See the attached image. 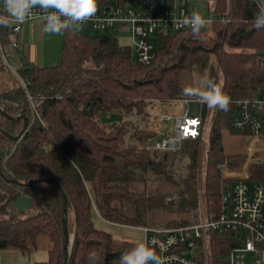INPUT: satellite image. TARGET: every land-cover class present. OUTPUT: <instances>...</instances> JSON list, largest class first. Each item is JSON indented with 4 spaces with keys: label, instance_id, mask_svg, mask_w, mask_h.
I'll return each mask as SVG.
<instances>
[{
    "label": "trees",
    "instance_id": "1",
    "mask_svg": "<svg viewBox=\"0 0 264 264\" xmlns=\"http://www.w3.org/2000/svg\"><path fill=\"white\" fill-rule=\"evenodd\" d=\"M118 4L144 3L145 0H98ZM129 1V2H128ZM165 7L187 5V0H164ZM216 18L206 40L200 30L191 28L157 33L156 57L140 62L132 43L122 44L115 33H91L71 27L62 33L59 64L39 66L23 59L12 69L0 54V104L9 114L28 119L26 131L16 140L0 133V169L8 178L40 179L33 185L9 183L0 175V249L30 252L47 249L48 259L28 264H64L62 209L67 196L69 251L67 264H90L95 251L98 264H119V257L142 241L116 240L98 228L97 212L106 220L134 226H173L197 222L199 174L203 136L185 140L178 149H149L162 136L148 124L129 127L128 118L106 123L103 115L132 113L147 119V106L153 100L197 98L186 96L193 71L210 69L213 80L231 98L227 111L197 104L205 119L211 114L207 175L204 196L210 210L218 208L222 177L220 165H239L246 154H229L223 143L224 127H230L233 100L256 96L264 89V28L256 29V0H217ZM224 17V20L222 19ZM3 45L12 47V33L4 27ZM211 52L217 58L220 78L210 64ZM16 72L26 81L20 83ZM188 82V83H187ZM34 101L32 106L28 94ZM38 112V113H37ZM23 117L9 119L0 112V127L18 135ZM236 132V131H233ZM188 156L185 175L176 178L174 170L180 156ZM169 183L151 188L148 180ZM59 182L60 186L56 183ZM174 187H173V186ZM22 194L33 199L25 212L11 204ZM9 202V204H8ZM164 209L175 217L158 215ZM169 217V218H168ZM212 264H229L227 256L234 242L229 234H216L211 241Z\"/></svg>",
    "mask_w": 264,
    "mask_h": 264
},
{
    "label": "built area",
    "instance_id": "2",
    "mask_svg": "<svg viewBox=\"0 0 264 264\" xmlns=\"http://www.w3.org/2000/svg\"><path fill=\"white\" fill-rule=\"evenodd\" d=\"M204 1L213 4L217 0ZM160 6V15L157 16L154 13ZM2 8L3 0H0V14L6 15ZM192 13L197 12L187 5L165 7L164 0H145L144 3L136 4L98 1L96 14L85 23L72 27L91 33H127L137 59L149 64L156 57V44L153 39L157 33L186 28L174 24L173 19L179 21L190 17ZM43 15V11L35 7L32 15L24 22L11 23L8 26L12 33V47L19 45L15 37L24 24L33 20L43 21ZM216 16L211 8L203 18L211 24ZM3 35L4 27L0 26V54L8 63ZM260 59L264 68V51ZM21 81L26 86V81ZM28 97L36 110L39 102H35L30 93ZM181 100L187 105L186 109L177 116L161 115L162 122L174 119V124L171 127L166 126L162 136L148 145L149 149H178L185 140L205 135L207 119L203 117L202 109L197 107L191 114V105L203 102L198 97ZM230 127L233 131L249 136L247 161L240 174L228 175L231 178L222 185L218 208L210 211L205 218L190 224L141 226L145 233L142 243L153 248L163 264H208L207 256L211 252V241L216 234H229L234 242L229 253V264H243L248 252L260 253L261 259L258 262L264 263V89L256 96L233 100Z\"/></svg>",
    "mask_w": 264,
    "mask_h": 264
},
{
    "label": "rangeland",
    "instance_id": "3",
    "mask_svg": "<svg viewBox=\"0 0 264 264\" xmlns=\"http://www.w3.org/2000/svg\"><path fill=\"white\" fill-rule=\"evenodd\" d=\"M136 2H138L139 0H135ZM129 2V1H128ZM209 5L211 6L212 3H209ZM188 6L191 9L196 10V12L198 14H200L202 17L205 16V14L207 13V7H208V3L207 1L204 0H189L188 1ZM160 11H161V6L159 7L158 11L155 12V15H160ZM201 31L203 32V37L206 40H209L211 38L215 37V34L213 33L212 35H210L208 32L210 31V24H206L203 28H201ZM63 33V32H62ZM62 33L60 34H52L51 36L53 37H57L59 38L60 41V54H61V39H62ZM110 32H108L109 34ZM116 36L118 37L119 41L122 44H129L131 42V38L127 33H121V32H115ZM52 37V38H53ZM155 42H157V37L155 36V38L153 39ZM46 52H50L51 51V47H45ZM11 53V49L9 51L8 49V54ZM9 58L12 62V66L15 69H19L22 64L21 61L19 59V55L18 52L15 50H13L12 54H9ZM61 60V56L59 61ZM210 64L212 67L215 68L216 73L218 74V77L220 78V84H221V70L219 68V65L217 63V58L214 55L213 52H211L210 54ZM209 68L203 70L202 72L199 71H193L192 74L190 75L191 77L189 79H187V81L189 82V85L191 87H195V80L198 77H208L209 74ZM17 75V79L20 80V83L22 84L21 79H23L20 74L18 72H16ZM187 82V83H188ZM219 87H221V85H219ZM36 102V101H35ZM187 105L185 104V102L183 100H181V98H173L171 100H153L152 102H150L147 106V109L149 111V115L147 116V119H143V117L138 114V113H132L131 115H129L128 117H123L122 115H117L116 113H109V114H105L103 115V120L106 123H112L115 121L122 119H126L128 118V124L129 127H133L136 125H144L145 123L148 124L150 127L154 128L156 131L158 132H165L166 131V126L171 127L174 124V119L171 121H165L162 122L161 121V115H172V116H177L183 113V111L186 109ZM192 108V112L191 114H193L194 110L197 108V105L195 103H193L191 105ZM20 114V113H19ZM213 122V116H211V114L208 116V119L206 120V132L205 135L203 136V139L201 141L202 144V159H201V168H200V174H199V203H198V207L194 210V213L197 215V217L199 218V220L201 218H205L210 211L208 208V205L206 204V199L204 196V184H205V179H206V173H207V154H208V149H209V128L211 126V123ZM224 136H223V143H224V147L225 150L227 151V153L229 154H234V153H245L247 155L246 152V147L247 144L249 143V136H247L245 133H239V132H231L228 128L224 127ZM180 156L181 161H179L178 163H176V168L174 170V175L176 178L173 177V179H177L179 178V175H185V165L187 163H189L190 159L188 156ZM247 161V156L246 158L239 164V165H230L228 163H223L220 166H223L222 168L220 167L221 170V177H222V185L224 183L229 182L231 176L228 175H237L241 173V169L243 168V166L246 164ZM228 168V169H227ZM225 170V171H224ZM148 184L151 188H156L157 186H163L166 187L167 190L172 192V189H170L169 187V183L163 182L161 180H148ZM173 186V185H172ZM174 187V186H173ZM222 188V186H221ZM8 200H1L0 199V207L2 204L7 203ZM9 204V202H8ZM217 209V208H216ZM156 216H154V218H151L150 220L153 222H158L160 220L161 217H159L158 215L161 216V214H163L162 216L165 219V217L168 215L169 217H175V213H170L168 214L166 211H164V209H156ZM1 215V214H0ZM168 217V218H169ZM198 220V221H199ZM94 222L95 225L100 228L103 229L107 232H110L114 238L116 240H131V241H142L144 239V231L142 230L141 227L139 226H134V225H130V224H119V223H115V222H111L109 220L104 219L103 217L100 216L99 213L95 212L94 213ZM180 225V224H179ZM157 226H162L161 224L157 225ZM176 226V225H173ZM212 246V244H211ZM210 246V248H211ZM212 250V249H211ZM210 251V249H209ZM212 252H210L207 256V260H208V264H212ZM228 260L230 261V256L228 255ZM48 259V251L47 249H37V250H32L30 252H23L21 250L18 249H0V264H28V263H33L36 261H44ZM261 259V254L260 253H256V252H248L245 255L244 258V263L243 264H264V263H259L258 260ZM236 264H240V263H236Z\"/></svg>",
    "mask_w": 264,
    "mask_h": 264
},
{
    "label": "clouds",
    "instance_id": "4",
    "mask_svg": "<svg viewBox=\"0 0 264 264\" xmlns=\"http://www.w3.org/2000/svg\"><path fill=\"white\" fill-rule=\"evenodd\" d=\"M258 12L253 23L256 29L264 28V0H256ZM39 7L43 15V31L60 34L69 30L75 24H82L91 19L98 10V0H3L0 14V26L8 27L11 23H22L32 15V10ZM173 23L182 27H189L194 36L198 37L201 28L210 21L198 13ZM186 96H195L210 109L227 111L231 98L208 77H198L195 87L184 89ZM90 264H98V256L91 251L88 257ZM119 264H163L155 250L147 243H137L119 257Z\"/></svg>",
    "mask_w": 264,
    "mask_h": 264
},
{
    "label": "crops",
    "instance_id": "5",
    "mask_svg": "<svg viewBox=\"0 0 264 264\" xmlns=\"http://www.w3.org/2000/svg\"><path fill=\"white\" fill-rule=\"evenodd\" d=\"M51 33L43 31V21L33 20L24 24L22 30L15 37L18 41L17 47H10L11 53L16 49L19 59H26L39 66H49L59 64L60 56L62 57V39H61V54H60V41L58 36L53 37ZM51 47L50 52H46L45 47ZM7 49L8 64L13 70H17L12 66ZM109 114V113H107ZM141 227V226H139Z\"/></svg>",
    "mask_w": 264,
    "mask_h": 264
},
{
    "label": "water",
    "instance_id": "6",
    "mask_svg": "<svg viewBox=\"0 0 264 264\" xmlns=\"http://www.w3.org/2000/svg\"><path fill=\"white\" fill-rule=\"evenodd\" d=\"M0 112L3 113L7 118L9 119H19L20 117H23V127L21 132L18 135H13L12 133L8 132L6 129L0 127V133L4 134L5 136L11 138V139H18L27 129L28 126V119L21 115V114H9L5 111L4 107L0 104ZM223 166H221L222 168ZM0 175L6 179L7 182L9 183H17L21 186H26V185H33L35 184L38 180H43V178L40 179H28V180H24V179H14V178H8L6 177L3 172L0 169ZM56 183L60 186L59 182L56 181ZM63 192V209H62V220H63V230H64V234H65V241H64V246H63V250H64V264H67V262L69 261V258L71 256V253L69 251V241H70V237H69V231H68V226H67V221H68V216H67V196L65 194L64 191ZM10 208L13 210H17V211H21V212H25L29 209H31L33 207V199L32 197H30L29 195L26 194H22L21 196H19L18 198H16L11 204H9Z\"/></svg>",
    "mask_w": 264,
    "mask_h": 264
}]
</instances>
